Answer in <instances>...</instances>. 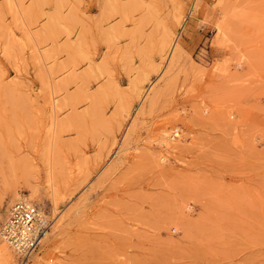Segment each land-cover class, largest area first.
I'll return each instance as SVG.
<instances>
[{"label": "rangeland", "instance_id": "374dc122", "mask_svg": "<svg viewBox=\"0 0 264 264\" xmlns=\"http://www.w3.org/2000/svg\"><path fill=\"white\" fill-rule=\"evenodd\" d=\"M17 189L25 264H264V0H0Z\"/></svg>", "mask_w": 264, "mask_h": 264}, {"label": "built area", "instance_id": "2783aa9c", "mask_svg": "<svg viewBox=\"0 0 264 264\" xmlns=\"http://www.w3.org/2000/svg\"><path fill=\"white\" fill-rule=\"evenodd\" d=\"M50 225L51 222L36 203L21 198L11 206L1 232L3 238L19 253L24 264L29 253L40 248L41 239Z\"/></svg>", "mask_w": 264, "mask_h": 264}, {"label": "bare ground", "instance_id": "6f19581e", "mask_svg": "<svg viewBox=\"0 0 264 264\" xmlns=\"http://www.w3.org/2000/svg\"><path fill=\"white\" fill-rule=\"evenodd\" d=\"M11 37V36H10ZM175 47V46H174ZM174 49V48H173ZM177 132V131H175ZM51 186V185H50ZM22 194L20 192L19 189L15 190L14 191V198L12 199V201H10V205L11 203H13L16 199L19 200L21 199L22 197ZM16 200V201H17ZM0 201H2V198H0ZM15 201V202H16ZM33 202V201H32ZM1 206V205H0ZM2 207V206H1ZM1 207H0V212H1ZM44 214V213H43ZM1 215V213H0ZM6 219V218H5ZM51 226V225H50ZM48 231L45 233V235L42 237L41 239V244L47 240L48 238ZM2 235V232H1V229H0V242H2V245H0V260L3 262V263H6V264H15V259L17 258V256L19 257L18 259H20V255L19 253L13 248L10 246V244L4 239L1 237ZM37 251H32L29 253V256H28V259L25 261V263L28 262V260L35 255ZM24 263V264H25Z\"/></svg>", "mask_w": 264, "mask_h": 264}]
</instances>
